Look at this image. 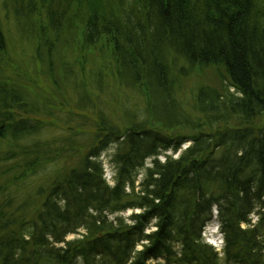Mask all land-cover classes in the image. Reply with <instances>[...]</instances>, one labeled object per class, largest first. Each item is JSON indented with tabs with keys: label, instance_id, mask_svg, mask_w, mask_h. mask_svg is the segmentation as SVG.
Here are the masks:
<instances>
[{
	"label": "trees",
	"instance_id": "1",
	"mask_svg": "<svg viewBox=\"0 0 264 264\" xmlns=\"http://www.w3.org/2000/svg\"><path fill=\"white\" fill-rule=\"evenodd\" d=\"M0 10L47 81L10 67L1 18L0 264H264V0H0ZM98 45L106 74L76 55ZM210 66L234 92L201 87L196 121L183 120L194 133L165 135L158 125L180 119L177 83ZM133 88L148 97L143 115L123 109L120 92ZM62 114L63 141L35 139ZM112 147L110 186L101 157ZM59 162L48 187L23 194ZM128 210L139 212L120 216ZM214 220L223 256L203 237Z\"/></svg>",
	"mask_w": 264,
	"mask_h": 264
},
{
	"label": "rangeland",
	"instance_id": "2",
	"mask_svg": "<svg viewBox=\"0 0 264 264\" xmlns=\"http://www.w3.org/2000/svg\"><path fill=\"white\" fill-rule=\"evenodd\" d=\"M2 18L4 28H5V33L8 38V43H9V49H8V55H9V61L10 67L11 65L14 64H23L25 67L27 66L29 71L33 72V77L32 81L36 84H41L42 87H45V84H47L46 77L43 75L38 76L36 73V65L35 62L32 60V46L31 43L24 41L22 44H20L19 39H18V34L16 33V28L15 24L13 23L12 19H8L5 16V12L3 10H0V19ZM104 47V46H103ZM101 48L100 45L91 48V49H86L83 51V53H78L76 54L79 57V60L81 61L82 59L85 60L83 65H85L87 72H92L93 74L98 72L97 70L100 69V71L104 74H106V70L108 69V51L106 48L103 49ZM108 54V55H107ZM87 58V62H86ZM171 61H174V67L177 65L178 68L184 66L187 67L185 64H183L180 60L174 59V57L171 58ZM176 63V64H175ZM96 78H93V81H95ZM93 87L97 88V84L94 83L92 85ZM212 87L215 88L221 92L230 90L231 92H234V89L231 88V84L228 81L224 71L218 67L215 66H210V67H198L194 70H191L188 74V76L183 77L179 82L177 83L176 86V99H177V108L176 112H173L172 116L179 117L177 121H173L171 123L166 122L164 119H162L163 123H160L158 126H161L162 129H160L165 135L168 136H177L181 134H185L186 136L191 135L194 133L195 128H191L188 125H185V122L183 121L184 118H189L191 120L196 121L195 116L197 115V112L195 110L194 104H195V96L197 94V91L201 87ZM138 91L130 89V90H122L120 93L123 94V98L125 99V108L124 110H129L130 112L133 111V114L137 115H143L144 112L146 111V102L148 100V97L146 96L145 90L141 88H138ZM107 90V89H106ZM43 91H47L50 93V96H52V100H56L58 103H63V99L56 98L53 93L48 91L47 89H44ZM66 95H67V100L70 99V96H72L73 90L68 87L67 88ZM107 94V93H106ZM140 95V96H139ZM52 104V103H50ZM68 109V107H66ZM58 114V113H57ZM110 114V113H109ZM121 112L117 111L116 113H113L112 116L116 115V117L120 118L119 124H123L124 122V113L123 119L121 116ZM63 116V114H62ZM63 122L66 121L65 117L63 116ZM90 119H96V116L93 115V113L90 114L89 116ZM48 120L53 121L52 124H48L50 126H47L46 129L39 134L35 139H41L42 141L44 140H58V141H63L64 138L66 137L67 133V124L64 122L61 123L56 117L49 118ZM236 121V120H235ZM234 120L231 121L230 127H233L236 122ZM180 124H178V123ZM182 124V125H181ZM255 124L258 127L264 126V118L258 119ZM93 124L87 123L85 125V130L86 132H90L93 130ZM86 135V134H85ZM88 135V134H87ZM86 135V136H87ZM88 138V136H87ZM2 143V142H1ZM4 144V143H3ZM0 144V150L6 148V145ZM190 142L184 144L182 146V149L174 154V158H177L179 154L187 149L190 146ZM114 152V147H112L108 152L103 153L101 160L103 162V167H104V172H105V178L106 181L110 186L113 185V177H114V170L111 165V156ZM173 152H168L167 155H172ZM161 162L165 161L164 156L159 158ZM63 165V162L55 163L52 165H49L44 172L39 174L38 176H35L34 179H29V181L26 183L27 185L25 188L22 189L23 194L30 193L32 191L36 192V187L43 186V187H48L49 179L53 177V174L55 173L56 169H60ZM151 165V160L147 161V164L145 168ZM143 173V172H142ZM142 180V174L139 175L138 181L136 183V186L139 185V183ZM21 191L19 192V194ZM30 193V194H32ZM22 194V193H21ZM34 199V197H33ZM33 199L29 201V209L31 210L32 207L34 206ZM36 200V199H34ZM139 212L133 211V210H128L127 212L121 214L120 216L124 218H128L131 216L133 213ZM214 216L216 217L217 215V210L214 209L213 211ZM113 218V217H112ZM253 223H256L258 221V215H253ZM246 226L242 225V228H245ZM82 234H84V231H81L79 234L76 235H70L68 236V240H74V239H80L82 238ZM203 237L206 243L212 245L218 252H220V255L223 256V251H224V240L222 237V233L220 231V225L219 222L214 220L211 224H209L203 233Z\"/></svg>",
	"mask_w": 264,
	"mask_h": 264
}]
</instances>
